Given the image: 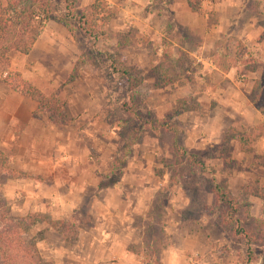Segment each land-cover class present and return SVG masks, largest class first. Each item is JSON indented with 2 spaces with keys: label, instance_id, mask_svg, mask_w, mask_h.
Wrapping results in <instances>:
<instances>
[{
  "label": "rangeland",
  "instance_id": "374dc122",
  "mask_svg": "<svg viewBox=\"0 0 264 264\" xmlns=\"http://www.w3.org/2000/svg\"><path fill=\"white\" fill-rule=\"evenodd\" d=\"M50 2L53 3L57 11L63 10L62 0H50ZM247 5H249V9L247 8L248 10L243 11L238 17L227 19L225 27L219 26L218 19L213 16V12L208 11L206 25L202 29H249L248 23L254 24L253 27L257 24L264 28V0H247ZM156 7H159V4H156ZM259 7L261 10H259ZM129 21L134 24L135 29L130 28L127 30L131 35L130 40L127 42L130 46L121 51V54L127 64H137L143 73H146L150 67L146 64L142 66V63L146 62L144 52L156 60L155 52L157 49L166 47L171 52L175 51V49H171V47L175 48L173 43H181L183 38H186L185 32L181 29L182 25L176 27V22L168 17V14L161 18L160 23L152 22L153 27L144 36H142L143 30L137 25L139 24L138 20L130 19ZM70 23L72 27L77 29L73 21ZM45 25L46 28L43 26L42 29H65L59 23L53 21H48ZM65 31L70 36L66 29ZM126 32L114 33L106 26V39H99L94 46L91 45L90 40H80L83 42V50L78 47V44L70 36V42L61 45L64 52H57L60 45L57 42L52 44L50 55L45 56V58L48 60L49 58L54 59L60 63L69 58H74L69 73L65 74L66 70H60V77H65L62 85L73 82L71 85L76 87L71 90L77 89L78 93L85 88L95 90L94 94L98 93V89L102 91L99 97L94 95L95 102L100 105L95 113L79 114L75 111L70 112L71 123L75 122V125L71 128L72 134L74 132L77 140H80L74 150L80 157V163L87 161L100 166L103 171L100 177L103 175L105 178L102 186L99 187H105L103 185L111 181L114 183L112 186L119 185V188H121L124 184H122V178L126 166L127 175L123 181L130 185L129 189L132 191L130 199L138 203V206H136L138 212H135L134 217L137 241L128 247L140 256L143 253H150L153 249L158 259L164 248H177L182 253V264H264V247H260L256 243L250 244L248 248L253 255L248 256L243 239L234 238L231 234V227L220 221V207L216 204L215 195L211 190L214 183L223 186L236 199L238 205L240 200L250 199L249 196H241L244 184H240L241 181L237 177L228 178L229 170L235 168L237 161L234 159L235 165L229 167L221 159L208 157L229 128L220 134L221 136H219L220 138L216 143L204 146L201 141H204V138L207 139L209 135L199 130L191 133L192 115L190 113L182 115L172 113L176 101V98L170 95L173 91H168L167 98L165 97L167 106L165 108L159 106V109L156 110L155 107L160 104L159 100L162 98H158V96L163 93L159 95L152 94L153 90L148 89V77L145 76V83L137 89V95H133L123 82L112 76L107 63L102 60L103 56L99 55L97 50L113 51L114 43L116 44L115 37L118 38ZM76 33L77 37L81 39V35L78 34L77 30ZM51 39H54V37H51ZM226 40L230 49V52L227 51L228 54L230 53L228 59L243 50L244 44L240 41L237 42L234 36L230 37L228 35ZM56 41H58L57 38L54 39V42ZM188 41L191 44L193 42L189 37ZM220 42L223 45L221 51L226 52V48H223L225 47L224 41ZM181 51L178 50L177 55H181L184 71H179L180 76L177 79L179 84H185V81L193 76L191 75L193 72L195 74H199V72L197 64L191 63L187 54ZM245 51H247L246 48ZM248 51L251 52H249L251 55L245 58L241 57L238 60L237 77L231 82L232 88L240 93L245 89L248 80L244 69L252 63L251 60H255V63L251 65L257 67V70L261 71L264 68V63L252 56L253 49ZM174 59L170 57L169 61H166L173 66V70H176ZM248 59L251 60L246 61ZM220 60V57H218L216 62ZM227 61H220V70H223L222 68ZM178 69L180 68L178 67ZM186 71L191 72L187 74ZM244 72L245 74L242 75ZM4 75L5 73H2L0 77ZM248 76L253 77L255 75L250 74ZM78 77L80 79L75 81V78ZM84 77L86 78L84 79ZM199 77L200 75L197 76V78ZM242 77L244 78L243 86L237 81ZM216 79L218 81L221 77L217 75ZM83 80H87V82H83ZM54 84L44 85L39 90L48 93L58 87ZM72 86H69V88ZM217 86L225 87V83L220 80ZM189 97L193 101L194 109L197 110L199 107L197 101L194 100L195 96ZM212 100H207L211 104L209 114L207 112L202 116L199 115L203 121L199 117L196 119L198 125H201L207 117L212 115L216 118L208 124V128L210 124L213 127L214 125L218 127L216 120L222 123L224 117L228 118L230 123L236 125L232 126L234 128L240 127L238 126L240 124L244 125V114L240 115L235 111L237 108H242L240 107L241 104L237 106L228 103L227 114H223V112L212 114L211 111H216L215 108H212L214 106ZM71 106L74 107L73 104ZM76 107L74 108L77 109ZM33 116L47 120L41 115ZM83 127L84 129H82ZM240 130L244 131V127H240ZM39 147V145H36V149H39ZM123 147H125V150H123L126 153L125 156H122ZM177 147H182L186 154H181ZM253 149L254 146H252L251 141L249 151L244 153L250 154V150ZM190 153H195L204 165L200 166L198 163L192 162L188 157ZM3 155L5 162L0 164V229L9 227L11 221L27 215H33L38 223L50 228L47 224L50 217L46 211L32 212L29 209L21 208L20 204L23 203L26 192L20 184L21 179L18 178L20 173L10 168L6 159L7 155L5 153ZM116 157L124 161L121 169H113ZM107 176H109V179ZM254 183L252 181L250 184ZM12 186L16 187L13 188ZM86 200L85 206L87 207L89 198ZM15 208L20 210H15ZM86 209L80 212L82 214L78 218L81 226H85L89 221L90 209ZM78 212L72 216L76 218ZM241 212L239 210V215L243 218V224L247 227L251 226L248 215L256 216L260 214L256 213L252 202L249 214L247 212L242 214ZM69 219H71V216ZM78 219L76 218V220ZM76 220H71V222L65 224L67 240L65 238L64 242L67 245L73 244L72 239L75 232L70 223H73L77 229ZM69 229H72V231ZM196 232L198 234H195ZM29 237L27 230L25 238L28 240ZM148 245L152 248H148ZM42 263L45 264L43 261ZM0 264H4L1 257Z\"/></svg>",
  "mask_w": 264,
  "mask_h": 264
},
{
  "label": "crops",
  "instance_id": "0c3cea01",
  "mask_svg": "<svg viewBox=\"0 0 264 264\" xmlns=\"http://www.w3.org/2000/svg\"><path fill=\"white\" fill-rule=\"evenodd\" d=\"M92 1L80 0V5L85 6ZM104 1L115 11L107 23V29L114 33L126 32L130 28L135 29L134 24L129 20L136 19L144 36L153 27L152 22L160 23L165 14L176 22V27L182 25L181 29L185 32L186 38H183L181 43H173L175 48L171 47V49L175 51L171 52V57H177V51L182 50L191 63L197 64L199 74L193 72L194 74H191L193 79L190 77L185 84H179V80L176 79L169 86L152 89L153 95L163 93L158 96L162 98L159 100L160 104L155 107L156 110L159 106H162L161 108L167 106L168 91H173L170 95L176 99L195 96L194 100L197 101L199 108L186 110L178 115L190 113L193 118L191 133L199 130L209 135L207 139L204 138V141H201L204 146L216 143L220 134L230 126H236L224 117L222 123L216 120L218 127L210 124L208 128V124L216 118L213 115L198 125L196 119L198 117L201 119L202 114L207 112L209 114L211 104L207 101L208 99L214 98L212 108L216 111H211L212 114L219 112L227 114L226 108L229 104L237 106L241 104L242 108H237L235 111L240 115L244 114V125L238 126L244 127L245 132L264 123V113H259L246 98L252 81L259 75L260 70L256 68L254 71H245L248 80L245 89L240 93L231 86V82L237 77L239 61L232 63L227 70H220L216 63L223 46L220 40L228 35L234 36L237 42L244 44L242 47L247 51L242 55L243 58L251 55L248 50L253 49L252 56L264 63V35L261 37L264 28L257 24V27H253L254 24L248 23L249 29H202L206 25L208 11L213 12L219 26L225 27L227 19L238 17L243 11L249 9L247 0H201L199 11L190 10L186 0ZM156 4H159V7H156ZM259 10H261L260 7ZM45 26L47 27V24ZM63 30L65 31V29H41L26 54L10 53L9 69L17 71L23 80L38 89L54 83V86L62 85L65 77H60V70H66L65 74L69 73L74 58L60 63L54 59L48 60L45 56L50 55L52 44L57 42L60 43L57 52H64L61 45L70 42V36ZM51 37L57 38L58 41L54 42ZM188 37L193 41L192 44L188 41ZM114 46H116L115 43ZM161 51L162 49H157L155 52L156 60L144 52L146 62H143L142 66L145 64L151 66L153 61L156 63ZM227 51L230 52L228 46ZM191 71L186 73L189 74ZM250 74L255 76H248ZM198 75H200L199 78H197ZM217 75L221 77L218 81ZM79 79L80 77L75 78V81ZM220 80L225 83V87L217 86ZM84 81L87 82V80ZM148 81L150 82L151 79L148 78ZM242 81L243 84L240 85L243 86L244 78ZM72 83L61 86V94L68 105L70 104L69 111L79 114L95 113L100 105L95 102L94 95L99 97L102 91L98 89V93L94 94L95 90L85 88L78 93L77 89L71 90L76 87H73ZM69 86L72 87L69 88ZM161 101H163L162 104ZM71 104L74 107L77 106V109ZM34 109L35 105L31 100L10 91L0 83V151L7 155L6 159L10 168L20 173L18 178L21 179L20 184L26 192L24 201L20 204L21 208L32 212L46 211L50 220L55 221L68 220L79 211L78 219L83 209H90L89 221L85 226H81L80 219L77 220V229L71 245L65 244L64 235L55 229L46 228L42 223L36 222L28 229L30 237L37 231H42L35 243L41 261L45 264H141V256L128 247L137 241L134 217L135 212H138L136 208L138 203L130 199L132 194L130 185L123 181L127 175L126 166L122 178V184H124L121 188L119 185L99 187L100 175L103 172L100 166L87 161L80 163V157L74 150L77 142L80 141L77 140L74 132L72 134L71 128L75 122L56 125L44 118L34 117L32 115ZM240 127L236 128L240 130ZM36 145L40 146L39 149H36ZM252 146L254 149L250 150V154H246L240 150L236 141L229 142L230 158L235 159L237 164L235 168L229 170L228 178L237 177L241 181L240 184L244 185L254 181L264 189V130L256 134L252 140ZM88 198L89 203L86 207ZM249 198L256 213H261L262 199L254 195H249ZM15 210L20 209L15 208ZM181 255L177 248H164L159 256L160 263L182 264Z\"/></svg>",
  "mask_w": 264,
  "mask_h": 264
},
{
  "label": "trees",
  "instance_id": "16d2710c",
  "mask_svg": "<svg viewBox=\"0 0 264 264\" xmlns=\"http://www.w3.org/2000/svg\"><path fill=\"white\" fill-rule=\"evenodd\" d=\"M200 3L201 0H186L188 8L193 11L200 10ZM62 4L63 10L57 11L50 0H0V74L5 73L3 77H0V83L10 91L31 100L35 105L33 115L44 116L56 125H67L71 122L69 105L61 94L62 85L48 93L42 92L23 80L17 71L9 69L10 53L26 54L40 30L48 21L57 22L65 28L80 49H84L82 44L84 40H90L91 45L94 46L99 39H106L107 23L115 13L112 8L107 6L104 0H93L85 6L80 5V0H62ZM71 21L75 23L77 29L72 27ZM76 30L81 35V39L77 37ZM263 35L264 31L261 37ZM115 38L116 46L113 51L98 49L97 53L103 56L102 60L107 63L110 74L123 82L133 95H137V89L145 83V76L151 79L147 84L148 89L152 90L171 85L180 76L179 71H184L181 55L175 57L174 63L177 69L173 70V66L166 61L171 57V51L164 48L160 56H158V61L156 63L153 61L146 73H143L137 64H127L121 54V51L127 48V42L131 38L129 32ZM220 41H224L225 47L223 48H226V52L221 51L219 57L220 61L228 60L222 68L227 70L232 63L240 60L245 50L242 48L243 50L236 53L234 58L228 59L226 37H222ZM153 50L155 51L154 47ZM249 60L251 59L246 61ZM220 61L216 62L218 67H220ZM251 61V64L255 63V60ZM251 64L244 71H254L257 68ZM130 97L132 98V95ZM246 98L259 113H264V68L253 79ZM194 107L193 101L189 96L180 97L176 99L172 113L178 115L186 110H192ZM263 129L264 123L253 127L248 132L229 127V130L223 134L216 148L211 151L208 157L221 159L227 166L233 167L236 162L229 157V142L234 140L239 144L241 151H249L252 139L256 134L261 133ZM177 148L181 154H186L182 147ZM123 150H125V147L122 148V156H125L126 153ZM188 157L192 162L198 163L200 166L204 165L195 153H190ZM4 162V155L0 151V164H4ZM123 162L121 158L116 157L113 169H121ZM104 178L103 175L100 177L99 186H102ZM107 178L109 179V176ZM112 185L114 183L110 181L103 186ZM242 189L241 196L254 195L262 199L263 206L259 215L249 214L251 203L248 199L240 200L238 205L236 199L230 195L229 191L217 183L212 185L211 190L215 195L216 204L220 207V221L231 227V234L234 238L243 239L247 255L252 256V251L248 248L250 244L256 243V245L264 247V189L258 183L244 185ZM239 210L242 211V214L244 212L249 214L248 219L251 220V226L247 227L243 224V218L240 217ZM74 218V216H71V219L67 221L62 219L66 223H63L64 221L50 220L47 221V224L50 228L64 235L67 240L65 224L71 222V220L75 221L77 216L75 220ZM11 222L9 227L0 229V257L4 264H43L35 244L41 236V231L36 232L28 240L25 238V233L37 222V219L33 215H27ZM70 225L76 233L75 225L73 223H70ZM69 230L72 231V229ZM150 247L148 245V248ZM141 264L161 263L156 252L151 249L150 253L141 254Z\"/></svg>",
  "mask_w": 264,
  "mask_h": 264
},
{
  "label": "built area",
  "instance_id": "2783aa9c",
  "mask_svg": "<svg viewBox=\"0 0 264 264\" xmlns=\"http://www.w3.org/2000/svg\"><path fill=\"white\" fill-rule=\"evenodd\" d=\"M238 82H239L240 84H243L242 79H238Z\"/></svg>",
  "mask_w": 264,
  "mask_h": 264
}]
</instances>
